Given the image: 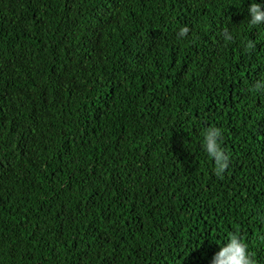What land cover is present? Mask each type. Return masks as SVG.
<instances>
[{
	"label": "trees",
	"instance_id": "obj_1",
	"mask_svg": "<svg viewBox=\"0 0 264 264\" xmlns=\"http://www.w3.org/2000/svg\"><path fill=\"white\" fill-rule=\"evenodd\" d=\"M251 2L0 0V264H211L233 233L264 264Z\"/></svg>",
	"mask_w": 264,
	"mask_h": 264
},
{
	"label": "clouds",
	"instance_id": "obj_2",
	"mask_svg": "<svg viewBox=\"0 0 264 264\" xmlns=\"http://www.w3.org/2000/svg\"><path fill=\"white\" fill-rule=\"evenodd\" d=\"M247 23L252 27L264 25V0H252L247 8ZM190 28L183 26L177 32V39L183 40L188 37ZM220 35L226 43L235 39V33L225 28ZM248 48L253 44L248 43ZM257 92H264V79H260L254 85ZM223 130L218 127H207L202 130V147L207 156L214 161V174L222 177L229 167L230 157L221 145ZM211 264H256L254 254L249 250L246 243L238 234H231L220 243V250L214 254Z\"/></svg>",
	"mask_w": 264,
	"mask_h": 264
}]
</instances>
